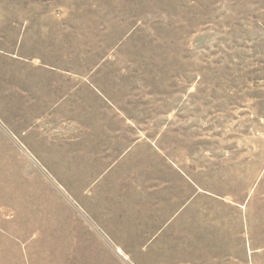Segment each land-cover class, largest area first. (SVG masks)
<instances>
[{"label":"rangeland","instance_id":"rangeland-1","mask_svg":"<svg viewBox=\"0 0 264 264\" xmlns=\"http://www.w3.org/2000/svg\"><path fill=\"white\" fill-rule=\"evenodd\" d=\"M0 264H264V0H0Z\"/></svg>","mask_w":264,"mask_h":264}]
</instances>
